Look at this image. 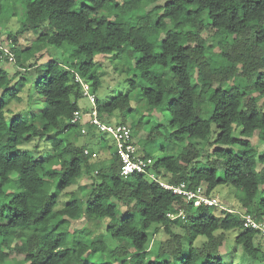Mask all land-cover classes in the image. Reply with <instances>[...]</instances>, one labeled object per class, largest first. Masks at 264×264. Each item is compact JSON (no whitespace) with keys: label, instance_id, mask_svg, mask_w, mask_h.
<instances>
[{"label":"trees","instance_id":"1","mask_svg":"<svg viewBox=\"0 0 264 264\" xmlns=\"http://www.w3.org/2000/svg\"><path fill=\"white\" fill-rule=\"evenodd\" d=\"M11 1L9 18L20 17L7 33L8 50L0 45V184L13 174L21 193L0 204V264L10 252L15 264H229L219 248L233 229H239L234 237L243 253L239 264L263 262L264 236L244 227L241 215L264 221V167L257 169L264 151L259 153L253 141L256 132L264 142V0H164L141 15L140 9L158 0ZM17 1L23 6L19 14ZM132 14L139 16L130 22ZM27 32L35 38L18 47ZM42 45L72 46L75 56L71 62L29 61ZM125 47L134 62L129 89L101 103L96 94L101 61L95 57L119 58ZM206 47H215L214 53L208 55ZM10 60L17 65L13 74L3 66ZM77 77L95 93L99 117L127 124L133 139L137 121L130 118V92L137 89L136 100L144 99L148 112L160 108L169 114L146 139L163 136L181 143L178 149L152 159L145 173L124 177L112 140L109 145L102 138L108 155L91 161V139L76 142L79 126L85 124L84 134L92 138L103 132L87 124ZM23 88L31 108L27 117L8 108L21 100ZM75 110L84 111L80 124L71 122ZM212 127L217 133L210 140ZM35 137L45 138L51 151L37 155L19 148ZM83 171L91 178L90 188L55 207ZM159 179L188 187L204 184L211 195L220 184L232 186L237 211L194 205ZM54 181L55 191L49 192ZM179 211L183 216L168 215ZM82 217L86 224L70 228ZM105 219V233L96 234ZM152 225L165 235L153 249L147 246ZM104 236L118 243L109 249Z\"/></svg>","mask_w":264,"mask_h":264},{"label":"rangeland","instance_id":"2","mask_svg":"<svg viewBox=\"0 0 264 264\" xmlns=\"http://www.w3.org/2000/svg\"><path fill=\"white\" fill-rule=\"evenodd\" d=\"M78 2L82 0H77ZM120 1V0H118ZM164 0H158L156 2L150 3L145 8L140 9V14L146 13L149 11L155 4L162 3ZM121 2V1H120ZM85 3V2H84ZM3 11L0 14V45L5 49L8 50V42L6 40V36L9 30H15L18 23L17 20L19 19L20 15L17 17H11L10 14L13 9V1H7L3 0ZM77 5H79L77 3ZM22 4L17 1L16 3V11L21 13ZM137 14L131 15V21L135 19V16ZM137 15V16H139ZM152 16L156 17V13H152ZM9 18L8 20H6ZM35 38L34 33L27 32L19 37L18 40V47H24L28 46L30 42ZM215 40L213 41V43ZM215 47L208 48L206 47V52L209 55L210 53H214ZM210 52V53H209ZM33 56H31V59L29 61H34L37 59L38 62H44L48 60L49 58L56 57L59 60L71 62L75 56V48L72 46H62V47H54L51 45H42L40 47V50H35L33 52ZM96 61L99 59L101 61V65L99 68L100 77H101V85L97 89V96L101 103H107L113 96L118 95L120 93H126L129 89V77L131 78L134 71H133V57L128 52V47H125L122 51V54L119 58L111 59L109 56H96ZM3 66L8 70L10 74H13L16 70V63L13 60L6 61L3 63ZM120 67H125V72L120 71ZM154 69L156 70H163L161 67L155 66ZM165 69V68H164ZM165 73L169 72L168 70H164ZM27 80V79H26ZM25 80V81H26ZM140 84V82H138ZM29 85L26 84V86ZM130 92V91H129ZM31 96L33 98L35 95L33 94L32 90L29 91ZM21 100L16 101L13 100L8 104V108L13 113H19L20 115H23L24 117H27L30 112L31 108L27 105V94L25 91V88H23L20 91ZM131 95V106L133 107L132 114L130 115L132 121H137L136 123V129L134 134V140L137 143V146L139 147V152L147 151L151 154L152 159H155L157 157H160L165 154L169 153H175V151L178 149L179 145L181 143L178 142L176 138H173L174 142H178L179 144H171L169 143V140L165 139L163 136H159L154 138L153 140H147L146 134L149 133L150 129L155 126L157 122L166 123V120L169 119V114L166 110L162 109H155L152 112H148L145 109V101L144 99L140 98L139 100H136L138 98L137 89H133L130 92ZM78 104L80 106H84L87 108L90 107V104L86 97H81L78 100ZM129 118V120H130ZM116 119H114L115 121ZM130 120V121H131ZM129 121V122H130ZM77 127H72L70 131H75ZM212 134L210 137V140H213L217 131L214 127H212ZM253 141L255 142V145L257 147V150L259 153H262L264 151V142L260 141L256 135V132L254 134ZM105 138V143H109L110 145V139L107 135H104L103 133H98L97 136L91 137L90 134L85 135L82 133L81 135H78L76 138V142L78 144L84 143L86 141H89L91 139V142L89 143L90 148L93 149L97 153V156L92 158L91 161H100L104 160L108 152L106 148L102 147L101 145V139ZM199 146H202V143L200 142L197 144ZM171 147V148H170ZM206 147H208L206 145ZM21 150H31L35 154L39 155L46 151H51V145L45 138H38L35 137L29 142H25L19 146ZM88 147V149H90ZM210 149V148H208ZM231 150L235 151L237 150L236 146H231ZM206 149L204 148L202 153H205ZM264 167V163L258 162L257 163V169L260 170ZM9 182L0 184V188L2 189V192L0 193V204H4L8 201L10 196L13 195H19L21 193V190L17 188L14 184V176L13 174H10ZM90 182L91 178L83 171L81 176L77 178L76 182L72 184L71 186L67 187L60 195L58 202L55 207H61L69 201L71 198H81L83 194L87 191L88 188H90ZM55 181L52 185L48 188L49 192L55 191ZM237 190L233 188L232 186H229L227 184H220L214 189V195H217L219 199L221 200V204L224 207H231V208H237L235 206L237 204L236 194ZM238 194V193H237ZM122 210L124 209L123 206H121ZM215 212H218L216 210ZM86 224L84 217L72 221L70 223V228L73 227H81L82 225ZM105 224L106 219L101 220V225L99 227L95 228V233H105ZM93 228V225H91ZM149 233V243L148 248L153 249L154 247L158 246L161 241L165 239V235L162 232V229L157 225H152L148 229ZM174 230L177 232H181L182 230L179 227H174ZM227 235L226 241L220 246L219 253L224 256V259L229 264H239L241 259L243 258V253L240 246H237L234 243V237L239 233V229H233L225 232ZM105 240L109 244V249L113 248L118 242L115 240H111L108 238V236H104ZM202 238H199L195 243L200 244V241ZM263 250H264V240H263ZM13 254L10 252L9 256L5 259V264H15L13 259ZM253 264H264L263 262H253Z\"/></svg>","mask_w":264,"mask_h":264},{"label":"built area","instance_id":"3","mask_svg":"<svg viewBox=\"0 0 264 264\" xmlns=\"http://www.w3.org/2000/svg\"><path fill=\"white\" fill-rule=\"evenodd\" d=\"M12 56H10V59ZM82 86V95L87 98L90 107L87 110L88 120L87 124L93 126L97 131L103 132L110 136L112 144L117 156L121 162L120 174L124 177L133 173H145L147 169L152 165L153 160L150 157H144L139 152V147L133 139L132 130L130 126L125 123L116 121H106L99 117L97 109L95 107V93L91 91L90 85L82 81L77 77ZM84 111L75 110L73 117L71 118L72 123H81L83 121ZM79 130L81 133L86 131L85 124H80ZM85 154H90V151L85 148ZM92 157L96 156L95 152L90 154ZM159 183L166 189L171 190L174 194L180 195L186 201H192L194 205H207L217 206L221 209L236 212L235 208L224 207L221 204V200L217 195H211L206 193V185L199 184L195 187H188L187 183L180 182L178 184H170L162 179H159ZM170 217L177 215L183 216L182 212L179 211L176 214L169 213ZM243 219L244 227H251L260 231L261 235L264 236V221H257L253 219L249 214L241 215Z\"/></svg>","mask_w":264,"mask_h":264},{"label":"crops","instance_id":"4","mask_svg":"<svg viewBox=\"0 0 264 264\" xmlns=\"http://www.w3.org/2000/svg\"><path fill=\"white\" fill-rule=\"evenodd\" d=\"M82 108H84V109H86V107H84V106H81ZM108 136V135H107ZM108 138L111 140V138H110V136H108Z\"/></svg>","mask_w":264,"mask_h":264}]
</instances>
